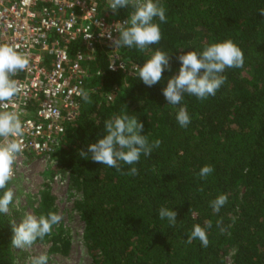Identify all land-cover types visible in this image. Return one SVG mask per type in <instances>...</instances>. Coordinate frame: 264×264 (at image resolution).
Segmentation results:
<instances>
[{
    "label": "trees",
    "instance_id": "16d2710c",
    "mask_svg": "<svg viewBox=\"0 0 264 264\" xmlns=\"http://www.w3.org/2000/svg\"><path fill=\"white\" fill-rule=\"evenodd\" d=\"M159 4L167 18L153 21L160 26L159 44L143 51L120 47L119 56L127 64L143 66L159 49L169 53L171 70L148 87L138 73L111 72L107 55L100 52L95 66L100 76L86 90L92 103L82 100L78 119L67 127L51 156L57 160L56 170L68 171L71 185L82 194L76 209L85 226L83 243L91 264H230V257L231 264H264V16L259 13L264 0ZM132 11L121 8L117 15L127 20ZM226 39L242 49L243 66L225 69L226 82L215 96L201 101L185 94L180 105L168 104L162 89L178 74L177 57L191 50L200 53L206 45ZM181 106L191 120L186 128L176 120ZM121 113L138 117L150 143L161 141L133 165L138 169L135 176L123 174L132 166L122 162L117 170L78 154L106 135L105 120ZM205 165L214 172L200 179ZM13 181L8 183L11 189ZM220 194L228 200L216 213L210 201ZM54 202L47 188L37 215L56 212ZM162 206L177 213L174 227L159 219ZM19 215L14 198L9 212L0 213V264L16 263L12 224ZM206 222L212 225L206 229L209 246L202 247L199 240L187 243L193 226L204 227ZM53 229L37 241L51 242L54 253L61 247L68 250L69 241L64 245V234L56 235Z\"/></svg>",
    "mask_w": 264,
    "mask_h": 264
},
{
    "label": "clouds",
    "instance_id": "9594fccd",
    "mask_svg": "<svg viewBox=\"0 0 264 264\" xmlns=\"http://www.w3.org/2000/svg\"><path fill=\"white\" fill-rule=\"evenodd\" d=\"M107 4L113 14L121 8L133 9L126 21L114 25V30L119 33L118 38H113L111 29L107 30V38L112 41L115 48L135 46L143 51L149 45L159 44L160 26L153 21L154 18H158L160 22L167 20L165 9L159 4V0H107ZM259 13L264 16V8L259 9ZM101 35H104V32ZM177 60L180 63L178 74L168 78L167 86L162 89L166 101L173 106L180 105L185 94L195 96L201 101L209 96H215L226 82V76L223 75L225 69L241 68L244 64V53L231 39H226L206 45L200 53L193 50L182 53ZM120 67L126 66L121 63ZM28 68L29 60L26 54L9 44H0V190H3L0 195V213L5 215L9 212V205L14 197L8 183L15 176L14 165L22 152L20 138L24 134V127L17 111L7 109L10 104L15 108L14 100L23 94L22 87L13 77ZM165 70H171L169 53L159 49L143 63V66H135L139 79L148 87L161 82ZM77 94L85 103H92L88 91L79 90ZM176 120L181 127L186 128L189 125L191 120L186 107L178 108ZM103 127L106 135L90 143L87 151L80 150L78 154L84 159H91L117 170H121L120 162L132 166L123 174L138 175V169L133 165L139 162L141 155L149 156L153 149L159 148L161 144L159 139L150 143L147 136L142 134L143 123L138 117L129 116L127 113L114 114L104 121ZM213 172L214 168L211 165H205L200 169L198 176L200 179H206ZM244 172L246 173L247 169H244ZM199 190L203 191L202 188ZM227 200L225 194L211 200L210 207L213 212L218 213ZM158 217L161 220L166 219L170 227L176 225L177 213L168 207H160ZM61 220L62 215L51 211L40 216L25 214L18 226L12 224L14 235L11 245L14 249L31 248L37 239L43 240L46 235H50L53 226L59 224ZM221 225L222 222L217 221V227L224 232L225 229ZM211 227V222H206L204 227L195 224L187 243L199 240L201 246L207 248L210 242L206 229ZM48 260V255L42 253L30 257V264H48Z\"/></svg>",
    "mask_w": 264,
    "mask_h": 264
},
{
    "label": "built area",
    "instance_id": "2783aa9c",
    "mask_svg": "<svg viewBox=\"0 0 264 264\" xmlns=\"http://www.w3.org/2000/svg\"><path fill=\"white\" fill-rule=\"evenodd\" d=\"M124 21L107 0H0V44L16 47L29 60V68L15 76L23 94L7 109L17 111L24 127L12 180L59 149L81 112L77 92L100 76L95 69L100 52L111 72L137 74L107 38L109 29L118 38L114 25Z\"/></svg>",
    "mask_w": 264,
    "mask_h": 264
},
{
    "label": "rangeland",
    "instance_id": "374dc122",
    "mask_svg": "<svg viewBox=\"0 0 264 264\" xmlns=\"http://www.w3.org/2000/svg\"><path fill=\"white\" fill-rule=\"evenodd\" d=\"M30 163V162H29ZM54 157L41 159L30 164L14 179V207L20 214L14 223L18 226L25 214L37 215L42 194L49 188L55 202L56 213L62 215L59 224L54 225V233H63L64 245L69 241L68 250L61 247V252H51L52 243L36 241L31 248L14 249L17 257L15 264H30V257L47 254L48 264H91V259L83 243L84 224L80 219L76 204L82 200V194L70 183L69 172L56 170ZM231 264L232 258H228Z\"/></svg>",
    "mask_w": 264,
    "mask_h": 264
}]
</instances>
